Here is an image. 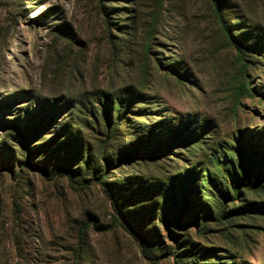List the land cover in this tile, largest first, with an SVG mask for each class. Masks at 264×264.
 Segmentation results:
<instances>
[{
    "label": "rangeland",
    "instance_id": "rangeland-1",
    "mask_svg": "<svg viewBox=\"0 0 264 264\" xmlns=\"http://www.w3.org/2000/svg\"><path fill=\"white\" fill-rule=\"evenodd\" d=\"M222 1L0 0V264H264V0Z\"/></svg>",
    "mask_w": 264,
    "mask_h": 264
},
{
    "label": "trees",
    "instance_id": "trees-1",
    "mask_svg": "<svg viewBox=\"0 0 264 264\" xmlns=\"http://www.w3.org/2000/svg\"><path fill=\"white\" fill-rule=\"evenodd\" d=\"M211 1V3H212V5H213V7H214V9L219 13V14H221V18H223V14H224V12H225V9H223V6L221 5L222 4V0H210ZM252 38H256L255 36V34H252V35H250ZM245 49H250L251 47L250 46H247V45H245V47H244ZM110 101V100H109ZM107 102V104L108 103H110V102ZM108 108H106V110H107ZM119 120L120 121H123V117H121V116H119ZM61 171V170H60ZM61 174L62 175H65V172L64 171H62L61 172ZM247 174V176H249V173L247 172L246 173ZM96 179H98L99 181V183H102V184H105V180H104V178H102V177H96ZM246 179H243L242 181H241V184H244V182L243 181H245ZM75 183H73L72 182V185H74ZM80 185V184H79ZM82 187H84V188H87L85 185H81ZM248 186H250V185H248ZM75 188V187H74ZM76 189V188H75ZM239 211L238 210H236V211H231V212H229L228 214H224L223 212L221 213V215H220V217H223V219H228V218H231L233 215H236L237 213H238ZM193 264H198V261H195V262H193Z\"/></svg>",
    "mask_w": 264,
    "mask_h": 264
}]
</instances>
